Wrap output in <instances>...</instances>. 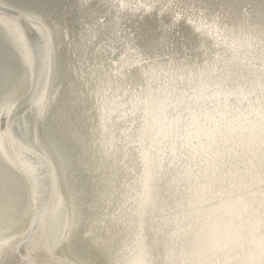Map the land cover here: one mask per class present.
I'll return each mask as SVG.
<instances>
[{
	"label": "bare ground",
	"instance_id": "bare-ground-1",
	"mask_svg": "<svg viewBox=\"0 0 264 264\" xmlns=\"http://www.w3.org/2000/svg\"><path fill=\"white\" fill-rule=\"evenodd\" d=\"M84 2L0 0V71L12 73L11 83L21 76L12 90L0 88V164L27 190L23 224L0 230V264H86L58 248L72 200L35 122L42 97L48 121L82 147L88 162L93 187L81 235L94 264L154 261L167 250L176 208L171 147L153 125V113L166 124L185 108L264 101V0H152L144 15L132 13L138 0ZM113 3L130 10L117 16ZM102 13L109 14L100 26ZM201 24H214L222 35L197 31ZM129 32L143 64L128 54ZM8 51L20 70L8 62ZM59 68L64 80L54 82ZM70 82L86 103L65 115L60 101ZM98 84L108 90L100 105ZM78 174L71 176L74 199L81 196ZM11 191L3 187V197ZM73 226L76 235L72 220Z\"/></svg>",
	"mask_w": 264,
	"mask_h": 264
},
{
	"label": "clouds",
	"instance_id": "clouds-1",
	"mask_svg": "<svg viewBox=\"0 0 264 264\" xmlns=\"http://www.w3.org/2000/svg\"><path fill=\"white\" fill-rule=\"evenodd\" d=\"M152 122L171 147L173 227L162 259L122 264H264V101Z\"/></svg>",
	"mask_w": 264,
	"mask_h": 264
},
{
	"label": "water",
	"instance_id": "water-1",
	"mask_svg": "<svg viewBox=\"0 0 264 264\" xmlns=\"http://www.w3.org/2000/svg\"><path fill=\"white\" fill-rule=\"evenodd\" d=\"M7 55L9 56L8 62H10L13 66L17 65L10 51L6 53V56ZM0 64H3V58L0 59ZM17 69L20 70L18 65ZM10 74L12 75V73ZM18 74H21V72H18ZM20 77L21 76L17 77L15 83H11L10 81H8V87H6L8 88V91L12 90L18 84ZM63 77L64 73L59 68L56 78L54 77V82L55 79L56 82L60 80L61 82H63ZM62 87L64 88L63 85ZM6 93L7 95L10 94L8 92L3 91V95ZM21 100L22 98H20V101ZM54 126L56 127V122L52 120L48 121L47 117L46 120L38 123L37 128H39L40 132L43 134V137H45L50 142L52 155L54 156V159L56 160V164L58 166L60 174L59 180L61 182L64 194L72 200V203L68 205V233L66 234V239L63 240L62 243L60 241L58 248L64 254H69V256L86 262V264H94V262L90 259L92 257L90 255L91 251L89 248V244L86 238L81 235V230L82 228L84 229V226L90 214V193L93 187L91 175L89 173L90 170L88 168V162L83 157L81 149L82 147L80 145H77L76 142H71L70 140H67L58 131V129L56 130L57 127L55 128ZM53 142L55 143V148H53L52 146ZM0 170V201H2L0 203V210L2 212H0V230L11 232L13 231V228L20 224L17 227L19 228L25 220H23V218L25 216V199L27 190L26 186L22 183L18 176L13 173H10V171L4 166H2V164H0ZM70 170L72 172L77 171L79 173L78 176L80 177L82 182V188L80 191L81 196L75 197L76 200L74 199V195L71 189L72 185L70 183L72 180V172ZM2 182L4 183V185L2 184ZM3 187L12 189V191L9 192L8 195L5 197H3ZM21 211H23V215L21 218H18L17 216L20 214ZM77 216H79V221L77 220ZM16 217L17 220L15 223L8 222V220L11 221L12 218ZM70 217L72 219H70ZM72 220L74 221V223L76 221L78 224L79 233L76 232V235L74 234L75 227L73 226L70 228V223Z\"/></svg>",
	"mask_w": 264,
	"mask_h": 264
},
{
	"label": "snow or ice",
	"instance_id": "snow-or-ice-1",
	"mask_svg": "<svg viewBox=\"0 0 264 264\" xmlns=\"http://www.w3.org/2000/svg\"><path fill=\"white\" fill-rule=\"evenodd\" d=\"M167 2L169 4H171L173 2V0H167ZM81 7H85L86 4L84 2V0H81ZM2 7V6H0ZM154 7L152 0H138V3L135 5L134 10H132V13H139L140 15H144L147 12H150L152 10V8ZM111 9L116 13L117 16L121 15L124 12H127L130 10V6L126 5V4H121V5H117L115 3H113L111 5ZM109 13H102L99 16H97L96 19V23L97 25L103 26L104 24V17L105 15H108ZM176 19H179V13L176 15L175 17ZM112 21H109V23H111ZM189 22H193V21H189ZM262 27V32H264V25L261 26ZM197 31H207L208 34L210 35H214V36H221V30L216 28V26L214 24H201L197 27L196 29ZM128 54L130 56H132L133 58L137 59L139 64H143L144 61V57L142 55H137V53L140 51L134 47H132L133 42L137 39V37L129 32L128 36ZM147 43V41H146ZM24 58H25V62L27 63L30 59V56L25 53L24 54ZM49 64L51 65L52 60L51 58H49L48 60ZM9 79H11V74L6 72V71H0V88H6L8 87V81ZM107 89L102 87L101 85H97L96 89L94 90L95 96H96V101L97 104H104L107 101ZM89 95H92V93H89ZM86 101L84 100V94L74 88L71 84V82L68 85V88L65 90L63 98L61 99L60 103L63 106V110L64 114L66 115L67 111H71L72 109H75L77 106L85 103ZM47 104L46 101L44 100V98L42 97L41 101L38 103L37 105V109H36V113H35V122H41L47 119L48 114H47ZM83 115V113H82ZM53 148H55V143L53 142ZM31 174V170L30 168H26L25 169V175L26 176H30ZM26 264H33L32 261H26Z\"/></svg>",
	"mask_w": 264,
	"mask_h": 264
}]
</instances>
